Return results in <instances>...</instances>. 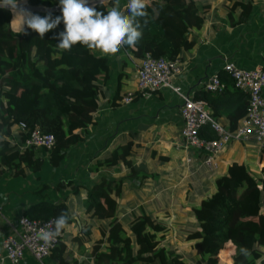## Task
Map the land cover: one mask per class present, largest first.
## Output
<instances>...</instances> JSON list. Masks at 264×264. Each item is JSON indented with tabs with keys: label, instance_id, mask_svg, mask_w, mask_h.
<instances>
[{
	"label": "trees",
	"instance_id": "trees-1",
	"mask_svg": "<svg viewBox=\"0 0 264 264\" xmlns=\"http://www.w3.org/2000/svg\"><path fill=\"white\" fill-rule=\"evenodd\" d=\"M149 1L151 7L146 6V16L139 18L141 38L133 47H122L127 58L137 65L145 53L153 58L173 60L197 46L194 31L202 27L211 3L217 0ZM20 2L24 0H18ZM112 2L108 0L95 7L107 11ZM25 5L30 9L47 10L59 5V0H27ZM249 10V2L233 0L227 15L231 17L233 11H239L238 20L243 23ZM32 13L42 17L47 14ZM10 19L11 12L0 8V172L9 170L11 175L18 176L36 160L32 158V149H18L34 127L54 136L55 143L48 152L53 165L58 163L66 148L82 140L80 132L93 123L108 83V55L79 43L71 50L61 49L55 37L64 30L63 23L41 38L27 28V35L13 33ZM216 74L223 88L215 93L198 92L194 98L205 100L211 118L234 131L245 116L247 97L234 87L227 73L219 71ZM118 89L112 106L119 103ZM139 96L133 93V99ZM202 134H206L205 138L214 136L208 125L200 128L199 135ZM129 150V143L115 146L94 169L118 162L131 167L127 159ZM258 153L257 171L241 162L230 163L225 174L214 178L212 193L191 209L195 228L184 238L190 241L196 264H223L219 260L230 263V244L233 245L231 264H264V149ZM111 185V181L101 179L86 192V211L93 218L108 220L106 230L100 232V238L90 250L93 263L188 264L159 246L167 229L154 217L142 212L127 228L117 221L116 204L110 196ZM116 191L115 187V194ZM38 209V217L28 213L24 216L52 218L54 227L60 217L66 220L67 210L63 203L44 202ZM64 249L58 239L49 253V264H76L65 260Z\"/></svg>",
	"mask_w": 264,
	"mask_h": 264
},
{
	"label": "crops",
	"instance_id": "crops-1",
	"mask_svg": "<svg viewBox=\"0 0 264 264\" xmlns=\"http://www.w3.org/2000/svg\"><path fill=\"white\" fill-rule=\"evenodd\" d=\"M231 1L211 3L204 24L194 31L198 45L184 51L178 59L181 71L173 78V84L180 87L182 95L194 98L196 93L204 92L202 84L210 75L222 71L224 61L244 69L264 66V0H242L250 4L243 23L238 20L239 11H233L231 17L227 15ZM120 4L125 6L126 0H120ZM146 6L151 7L149 0ZM12 19L11 12L10 22ZM9 24L10 30L18 33L17 25ZM107 65L108 83L93 123L80 132L82 140L66 148L54 165L47 152L32 149V158L36 160L21 175H11L9 170L0 172V258L1 241L16 234L19 216L28 213L38 217L37 207L41 203H63L67 216L58 239L64 244L65 260L94 264L90 250L100 232L106 230L108 220L93 218L86 211V192L104 179L112 182L114 216L124 228L142 212L154 217L167 229L159 246L188 264H196L190 241L184 238L195 228L191 209L212 193L214 178L225 174L230 163L241 162L257 171L259 148L252 139L227 143L217 155L214 170L205 167L195 151L182 148L179 136L183 124L179 115L182 99L169 90H158L148 97L132 99L129 104L112 106L118 87L119 95L134 91L137 64L121 48L107 56ZM127 143L131 167L118 162L94 169L115 146ZM229 249L231 259L232 244ZM46 262L49 264L48 259ZM0 264L9 263L0 261ZM19 264L37 263L25 252Z\"/></svg>",
	"mask_w": 264,
	"mask_h": 264
},
{
	"label": "built area",
	"instance_id": "built-area-1",
	"mask_svg": "<svg viewBox=\"0 0 264 264\" xmlns=\"http://www.w3.org/2000/svg\"><path fill=\"white\" fill-rule=\"evenodd\" d=\"M93 2L90 0V3ZM25 4V3H24ZM39 13H60L59 5L50 9H30ZM222 71L232 79L234 87L247 97L245 116L240 119L234 131L225 129L221 124L214 121L210 116L205 100L184 96L180 87L173 84V78L181 71L178 59L168 60L165 58H153L145 53L140 63L136 66L133 75L134 91H127L121 95L120 104H129L133 99V93L137 92L140 97H148L152 93L166 89L172 94L179 96L182 102L179 107V115L182 119V127L179 131L181 146L186 150H193L202 157V163L210 170L216 169V158L222 148L229 142H246L249 139L258 144V148L264 149V66L255 65L249 69L240 68L231 61H224ZM204 91L208 93L219 92L223 88L216 74H212L202 84ZM208 125L213 133L212 138L199 135L202 126ZM22 128L23 125L20 124ZM54 136L41 133L34 127L26 136L19 150L42 149L45 152L53 147ZM41 229L55 232L54 220L32 219L21 215L17 221L15 235H7L1 241L3 255L0 261L9 264H19L23 254L28 253L37 264H48L51 249L55 246L58 236L50 241V244L39 238ZM229 248V245H228ZM230 263V255L228 256ZM223 264H230L226 262Z\"/></svg>",
	"mask_w": 264,
	"mask_h": 264
},
{
	"label": "clouds",
	"instance_id": "clouds-1",
	"mask_svg": "<svg viewBox=\"0 0 264 264\" xmlns=\"http://www.w3.org/2000/svg\"><path fill=\"white\" fill-rule=\"evenodd\" d=\"M26 3L27 0H24ZM147 0H127L121 6L120 0H113L107 11L98 10L90 0H59L60 15L53 17L48 12L43 17L19 6L18 0H0V8L13 13L10 23H15L16 31L27 35L25 28L31 29L41 38L45 33L63 23L64 30L58 33V46L71 50L77 43L104 55H114L124 46H135L142 36L139 18L146 16ZM65 227L62 216L56 221V231L41 229L39 238L45 244L60 234Z\"/></svg>",
	"mask_w": 264,
	"mask_h": 264
},
{
	"label": "water",
	"instance_id": "water-1",
	"mask_svg": "<svg viewBox=\"0 0 264 264\" xmlns=\"http://www.w3.org/2000/svg\"><path fill=\"white\" fill-rule=\"evenodd\" d=\"M103 2H108V0H100V1H96V2H91V3H94L95 4H98V3H103ZM61 13H59L60 15Z\"/></svg>",
	"mask_w": 264,
	"mask_h": 264
},
{
	"label": "rangeland",
	"instance_id": "rangeland-1",
	"mask_svg": "<svg viewBox=\"0 0 264 264\" xmlns=\"http://www.w3.org/2000/svg\"><path fill=\"white\" fill-rule=\"evenodd\" d=\"M18 5H19V6H22V7L25 6L24 2H20V3H18ZM263 250H264V249H263ZM230 264H231V263H230Z\"/></svg>",
	"mask_w": 264,
	"mask_h": 264
}]
</instances>
